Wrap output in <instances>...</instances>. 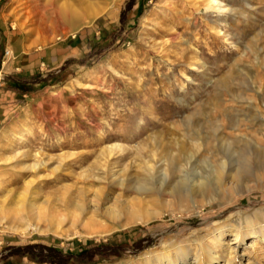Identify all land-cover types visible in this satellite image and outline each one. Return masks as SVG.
I'll use <instances>...</instances> for the list:
<instances>
[{"label": "rangeland", "instance_id": "rangeland-1", "mask_svg": "<svg viewBox=\"0 0 264 264\" xmlns=\"http://www.w3.org/2000/svg\"><path fill=\"white\" fill-rule=\"evenodd\" d=\"M85 1L32 24L0 0V264H145L264 223V0Z\"/></svg>", "mask_w": 264, "mask_h": 264}, {"label": "bare ground", "instance_id": "bare-ground-1", "mask_svg": "<svg viewBox=\"0 0 264 264\" xmlns=\"http://www.w3.org/2000/svg\"><path fill=\"white\" fill-rule=\"evenodd\" d=\"M15 1L18 3V9L16 7L15 11H16V15L19 14V19L25 18L26 21H29V22L31 21V23L34 24L36 22V21H34L35 15L38 13V10L40 9L38 3L33 4V0H15ZM57 1L58 0H46L47 4H50L52 7L55 8L56 13L59 14V17L67 18L70 16H76V15H74V13L76 11H74L69 6L64 5V4L63 5H57ZM206 1L209 4V7H216L217 5H220L217 2V0H206ZM81 4L83 5V7H85V9L87 8V10L88 9L90 11L92 10L90 12L91 15L88 18V20L99 15V14H101L104 11L103 8L102 9L99 8V9L94 10L89 5L91 3H88L85 0H81ZM205 4H206V2H205ZM40 16H41V14H40ZM41 20H43V19H41ZM77 22H78V20H77ZM75 26H77V25H75ZM233 129H234V127H233ZM212 134H213V132H212ZM237 138H241V137H237ZM236 142H237V140H236ZM231 143L230 142L227 143V146H228L227 148H230ZM250 145H251V143H250ZM247 150H248L247 153L250 155V157L247 158L248 156H246V157L244 156L246 161H249L250 158H252V157L254 158V156L255 157L260 156V157H262L261 159H264V149L263 148L258 149L256 151H254V149H253V151H252L251 146H248ZM238 163H239V161H238ZM248 165H249V163H248ZM250 165L252 167V164H250ZM232 176H233V174H232ZM252 187H248L247 185H244L241 189L238 190L239 196H242L244 193L246 194V193L251 192ZM254 213L257 214L258 211H255ZM261 214L264 216L263 212H261ZM262 215H260V217H263ZM237 216L241 217V219H242V217H246V222H247L246 225L244 227L239 226V225L238 226L232 225L233 228L229 229V230H227L228 229L227 225L218 224V225L214 226L212 228V231H211L213 233V237H214L212 245L211 244H205V243L201 244L200 249L194 253L191 252V250L189 249L188 246H184V245L183 246H181V245L180 246H174L172 248H163L161 250L160 249L159 250H153L151 252H146L143 254L144 259H145V264H234L237 258L242 259L244 257V255L246 254V252H250L251 249H253L257 245H259L260 243L264 245V223H261L262 221L259 222V221L255 220L253 218V216L248 214V213L244 214L243 212H238ZM227 232L229 234L228 236H227ZM241 250H242V254L239 253ZM254 252H255V250H254ZM152 254L154 255V258L156 259L155 261H153L150 258L151 257L150 255H152ZM246 261L247 262L245 264H256V263L251 262V256H249ZM242 263L244 264L243 261H242Z\"/></svg>", "mask_w": 264, "mask_h": 264}, {"label": "trees", "instance_id": "trees-1", "mask_svg": "<svg viewBox=\"0 0 264 264\" xmlns=\"http://www.w3.org/2000/svg\"><path fill=\"white\" fill-rule=\"evenodd\" d=\"M43 254V253H41ZM50 254H55V255H59V251H55V250H50ZM42 262V260H41ZM52 264H65V261H62V260H59V261H56V262H52Z\"/></svg>", "mask_w": 264, "mask_h": 264}, {"label": "built area", "instance_id": "built-area-1", "mask_svg": "<svg viewBox=\"0 0 264 264\" xmlns=\"http://www.w3.org/2000/svg\"><path fill=\"white\" fill-rule=\"evenodd\" d=\"M6 55L8 56V57H10L11 56V54H10V51H6ZM2 85V84H1Z\"/></svg>", "mask_w": 264, "mask_h": 264}, {"label": "crops", "instance_id": "crops-1", "mask_svg": "<svg viewBox=\"0 0 264 264\" xmlns=\"http://www.w3.org/2000/svg\"><path fill=\"white\" fill-rule=\"evenodd\" d=\"M16 69H18V68H16Z\"/></svg>", "mask_w": 264, "mask_h": 264}]
</instances>
